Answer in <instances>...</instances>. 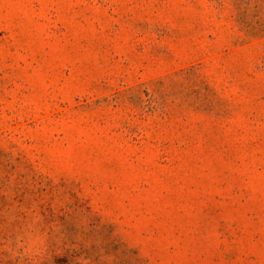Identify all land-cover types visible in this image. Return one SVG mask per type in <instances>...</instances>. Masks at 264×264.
I'll return each instance as SVG.
<instances>
[{
	"label": "rangeland",
	"instance_id": "obj_1",
	"mask_svg": "<svg viewBox=\"0 0 264 264\" xmlns=\"http://www.w3.org/2000/svg\"><path fill=\"white\" fill-rule=\"evenodd\" d=\"M0 264H264V0H0Z\"/></svg>",
	"mask_w": 264,
	"mask_h": 264
}]
</instances>
